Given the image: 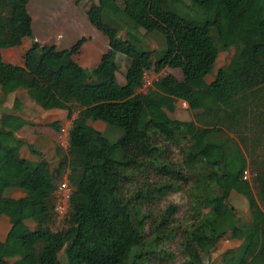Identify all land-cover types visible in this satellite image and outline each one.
Wrapping results in <instances>:
<instances>
[{
    "label": "trees",
    "instance_id": "trees-1",
    "mask_svg": "<svg viewBox=\"0 0 264 264\" xmlns=\"http://www.w3.org/2000/svg\"><path fill=\"white\" fill-rule=\"evenodd\" d=\"M116 1L92 0L86 9L89 23L108 42L97 66L87 69L74 59L85 36L69 48L42 44L32 33L29 0H0L1 93L21 89L41 106L56 100L80 107L67 132L66 155L56 151V170L67 169L71 191L66 226L55 231L49 224L60 178L31 145L35 160L20 154L25 141L16 131L26 121L9 112L0 114V218L8 219L6 238L14 244V253L32 264H61L60 252L64 264H170L175 254L168 245L179 235L182 264H187L201 262L196 239L216 242L229 234L240 243L223 252L222 264H264V160L251 180L243 179L253 163L247 159L248 150H254L250 145L264 142V42L249 40L246 32L259 0H226L228 17L214 24L197 13L190 32L183 31L189 20L172 8L184 0H123L125 12ZM206 1L184 5L193 10L191 5ZM4 8L10 13L8 21ZM121 12L131 27L161 33L165 47L143 49L121 38L120 29H127L118 20ZM258 31L264 38V15ZM25 37L32 41L22 54V65L5 62L1 50L20 45ZM231 47L235 52L229 65L207 81L219 52ZM117 53L126 56L122 82L117 78ZM166 67L179 68L182 78L167 73L145 93L137 92L145 71L158 73ZM176 99L195 111L194 122L161 121V107H172ZM139 102L147 114L143 122ZM19 106L14 98L13 107ZM95 121L140 135L141 146L128 154L120 140L93 126ZM185 139L182 163L176 162L172 148L180 150ZM209 146L219 150L220 159L202 155ZM184 184L190 186L186 219L191 222L179 231L177 204L158 215L150 207ZM10 190L23 195H3ZM232 191L247 200L250 216L245 222L239 223L229 203ZM27 220L36 223L34 229ZM0 264L8 263L0 256Z\"/></svg>",
    "mask_w": 264,
    "mask_h": 264
},
{
    "label": "rangeland",
    "instance_id": "rangeland-1",
    "mask_svg": "<svg viewBox=\"0 0 264 264\" xmlns=\"http://www.w3.org/2000/svg\"><path fill=\"white\" fill-rule=\"evenodd\" d=\"M76 2V0H30L27 9L32 18V29L34 34L39 37V42L42 44H55L57 48H69L73 45L79 38L82 36L86 37V41L82 44L79 55L74 56V59L82 66L87 69L94 68L99 63L101 55L108 50V42L107 38L100 31L96 30L88 21L86 11L80 9V13L77 12L78 18L76 16V20L72 22V26L68 29H62L60 26V21L67 18L70 15L71 4L72 2ZM122 6H126L123 0H119ZM88 3V2H87ZM89 4V3H88ZM184 4H190V0H184ZM184 4H176L172 6L173 10L178 14L184 16L189 21L185 24L187 29H190L193 24L191 22L198 21L196 18L198 17L197 13H203L205 17H207L212 24L216 21L225 20L228 17L226 0H207L205 3L201 4V6L194 7L191 5L192 9H189ZM199 7V9H198ZM82 10V11H81ZM264 15V0H259L257 5L255 14L251 20V23L246 30L247 36L249 40H259L264 42V38L258 31L259 23ZM193 18V19H192ZM185 30V28H184ZM186 31V30H185ZM156 32V31H155ZM160 35L162 39L163 45H159L157 48L153 49L156 51H160L165 47L164 36L156 32ZM63 35V37H62ZM149 35V34H146ZM163 36V37H162ZM138 42L141 45L139 48H146L152 50L146 44L148 43V38L139 35ZM29 38H25L28 41ZM16 48V47H15ZM17 49V48H16ZM235 52V48L231 47L227 50H221L216 59V63L213 69V72L206 77V80L212 79L215 73L219 68H226L230 59L232 58ZM5 54V52H4ZM123 57H126L124 54H120ZM121 57V56H120ZM117 59V58H116ZM5 60V57H4ZM126 60V59H125ZM125 60L119 58L116 60L118 64V72L117 77L120 82L123 80V66L125 65ZM14 64H22V52L14 56L13 60ZM166 73H179V70L175 68L166 67L160 73L155 71H145L143 76V81L145 79H149L150 81L156 80L163 74ZM153 76L154 79L151 78ZM139 91V89H138ZM14 98H18L20 101L19 108L15 109L13 107ZM182 107L179 105V108ZM79 106L75 103H63L60 101H50L46 103L44 106L36 104L32 101L26 94L24 90H17L8 95H4L0 90V114L1 112H9L12 114H16L21 116L26 123L16 131L17 135L25 141L26 148L25 150L20 152L22 156H29L30 158H37V156L30 152L28 147V141H40L45 140L47 138V142H51L49 145L51 147V155L45 151L43 153L37 148L34 144H30L35 150H38L42 153L44 158L49 162L50 169L53 171L55 175H57L60 179L66 175L68 172L67 169H63L60 172L57 171V166L59 162V157H57L54 152L55 150L60 151L62 155H66L67 151V132L69 127L71 126L72 120L76 117ZM138 108L141 114V120L147 117L145 108L141 102L138 104ZM182 110V109H181ZM188 117L194 119V110H187ZM174 110L166 109L163 114H160L161 121L164 122L165 117L175 116ZM182 117L183 116H179ZM187 117V114L186 116ZM94 126L104 132L111 140H120L123 146V149L128 153H134L142 143L141 136L138 134H129L122 133L120 130L115 128L108 127L105 123L94 122ZM164 128H167L166 124L162 123ZM230 131L229 135L233 136L230 128H225ZM188 139L183 140L180 150L176 148H172L171 157L176 162H181L183 159V147L185 142ZM263 144H259L258 142L250 145V147H254V150H248L247 159L253 160V163L247 165V169L250 173L249 178L254 175L256 171L261 170L262 161L264 160V142ZM36 147V148H35ZM213 147H207L202 151V155L209 160H218L220 159L219 150L214 147L216 150L215 155L212 154ZM247 152V151H246ZM215 157L214 159L211 158ZM57 177V178H58ZM59 179V180H60ZM58 180V181H59ZM189 184L183 185L179 192L171 193L166 196L158 205L154 207H150L154 215L160 214L165 207L169 204H177L179 209L175 215L176 225H180L181 228L185 225H188L191 221L187 220L186 217L189 213V201L190 197L188 195ZM253 192L257 196L258 189L253 186ZM3 195L19 197L23 195V192L19 190H10L3 192ZM55 197V193L53 194ZM240 197H244L241 194H238L232 191V195L229 196V203L232 206H238V211L236 209L238 218L241 222H245L249 219V217L245 220L246 214L242 211L240 207L239 199ZM258 197V196H257ZM243 202V200H242ZM247 202V201H246ZM53 203H57L56 197L53 200ZM67 204V203H65ZM236 204V205H235ZM110 208V207H108ZM264 210V206H261ZM68 209V204L66 207V211ZM64 208L61 209L63 211ZM65 211V212H66ZM55 214L53 215V219L50 222L49 226L52 230H59L61 228H65L66 223L64 219V213H58L54 210ZM66 215V214H65ZM8 220L6 216H2L0 218V256L8 263V264H32L31 259L23 258L21 255L14 253V244L7 240L6 233L8 231ZM26 225L30 229H34L36 223L33 220H27ZM148 227V226H147ZM179 235L176 237L174 243L169 244V248L174 252L175 258L170 264H182L185 260L184 255L181 252L179 247ZM240 241L233 239L227 234L226 236L221 237L218 241H204L200 238L195 240V247L199 257L201 258V262L187 261V264H222V255L226 250H235L239 245ZM59 258L61 259V264H64L63 253L60 252Z\"/></svg>",
    "mask_w": 264,
    "mask_h": 264
},
{
    "label": "crops",
    "instance_id": "crops-1",
    "mask_svg": "<svg viewBox=\"0 0 264 264\" xmlns=\"http://www.w3.org/2000/svg\"><path fill=\"white\" fill-rule=\"evenodd\" d=\"M30 1V0H29ZM71 0H69V2H70ZM89 4H88V3ZM124 2V1H123ZM29 3V2H28ZM116 3H117V5L119 6V8H120V10L122 11V12H125L126 10H127V8H128V5L125 3V5L126 6H122L121 4H120V2H119V0H117L116 1ZM92 4V0H76V2L74 1V2H72V4L70 5L71 6V11H70V15L67 17V18H65V19H63V20H61L60 21V26H62V29L64 30H66V29H68L69 27H71L72 26V22H74L77 18H78V15H79V13H80V9H83V10H85L86 11V9L90 6ZM28 5V4H27ZM28 10V9H27ZM82 11V10H81ZM77 12H79L78 14H77ZM121 12V13H122ZM76 16H77V18H76ZM3 17L5 18V20H9V18H10V13H9V11H8V9L7 8H4V10H3ZM118 17V20H120L121 21V27L124 25L127 29L125 30H121L120 29V31H119V35L121 36V38H123V39H128V40H131L132 42H134L136 45H141L139 42H138V40H139V35H142L143 37H146L147 36V40H148V43L146 44L148 47H150L151 49H155V48H157L159 45H163V41H162V39H161V37H160V35L158 34V33H156L155 31H153V32H146L144 29H142V28H139V29H135V28H133V27H131L130 26V24H129V21H128V19L124 16V14L122 13L121 15H119V16H117ZM184 28H185V30H184ZM192 28H193V26L190 28V29H187L186 28V25H184V27H183V31H185V32H190L191 30H192ZM97 30V29H96ZM32 33H33V36H34V39L35 40H37L38 42H39V37H37L35 34H34V32H33V29H32ZM146 34H149V35H146ZM62 37H63V35H62ZM163 37V36H162ZM25 38H29L28 39V41H26L25 40ZM25 38H23V40H22V43L20 44V45H18V46H12V47H9V48H6V49H2L1 50V55H2V58H3V60H4V57H5V62H8V63H10V64H14L13 63V60H14V56H16L17 54H19V53H21L22 52V54H23V52L30 46V44H31V41H32V38H30V37H25ZM164 38V37H163ZM164 41H165V39H164ZM17 49H16V48ZM4 52H5V54H4ZM121 53H117L116 54V60H118L119 58H123L124 60H125V58L126 57H123L122 55H120ZM79 55V53L77 54V56ZM76 56V55H75ZM121 56V57H120ZM126 64H127V62H126V60H125V65L123 66V73H125V70H126ZM14 65H16V64H14ZM18 65H22V64H18ZM175 69H177V70H179V73H172L174 76H176L177 78H182V73H181V70L179 69V68H175ZM160 73V72H159ZM167 74V73H166ZM163 75H165V74H163ZM163 75H161V76H163ZM160 76V77H161ZM208 76V75H207ZM206 76V77H207ZM118 78V77H117ZM151 78L152 79H154L153 78V76H151ZM159 78V77H158ZM157 78V79H158ZM124 80V79H123ZM122 80V81H123ZM211 79H209V80H207V81H210ZM155 81V79L153 80V81H151V87L153 86V82ZM179 105L180 106H182V107H180L179 108ZM166 109H169V110H174L176 113H175V116H169L168 115V117H165V119L164 120H166V119H169V120H178V121H182V122H194V119L193 118H189L188 117V111L187 110H189L190 108L188 107V105H187V103L185 102V101H183L182 99H176L175 101H173L172 102V107H168V106H165V105H163L162 107H161V114H163V112H164V110H166ZM182 109V110H181ZM191 110V109H190ZM186 114H187V117H184V116H186ZM16 115V114H15ZM179 116H183V118L182 117H179ZM95 122H100V123H103V122H101V121H95ZM94 122H92V124H93ZM93 126H94V124H93ZM16 136L17 137H19L18 135H17V133H16ZM20 138V137H19ZM28 144L30 145V144H34V146L36 145L37 146V148L40 150V148H41V150L40 151H42L43 153H45V151L48 153V155H51L52 154V152H51V147L49 146L50 144H51V142H47V138L45 139V140H40L39 142L38 141H36L35 143H34V141H28ZM67 144H68V136H67ZM209 147H213V146H209ZM25 148H26V145L24 144L22 147H21V149H20V152L22 153V151L23 150H25ZM36 148V147H35ZM214 150H216L214 147L212 148V154L213 155H215V151ZM38 151V150H37ZM39 151V152H40ZM56 151L57 150H55V152H54V154L57 156V154H56ZM217 155H219L218 153H217ZM26 158H28V159H31V160H35L36 158H30L29 156H25ZM44 157V156H43ZM58 157V156H57ZM211 158L212 159H214L215 157H212L211 156ZM235 192V191H234ZM237 193V192H236ZM239 194V193H238ZM232 195V192L230 193V196ZM242 195V194H241ZM241 199H239V202H240V207H241V209H242V211L243 212H245V214H246V217H245V220L250 216V212H249V208H248V204H247V200H246V198L245 197H240ZM242 200H243V202H242ZM236 205V204H235ZM236 209L238 208V206L236 205V206H234ZM237 211H238V209H237ZM263 212V214H264V210L262 211ZM238 216H240V215H238ZM8 220V219H7ZM239 223H242L241 221H240V219H239ZM9 225V224H8ZM8 228H9V226H8Z\"/></svg>",
    "mask_w": 264,
    "mask_h": 264
},
{
    "label": "built area",
    "instance_id": "built-area-1",
    "mask_svg": "<svg viewBox=\"0 0 264 264\" xmlns=\"http://www.w3.org/2000/svg\"><path fill=\"white\" fill-rule=\"evenodd\" d=\"M151 85V81L149 79L144 78V82L142 83L141 87L139 88L140 92H145L147 88ZM243 178L248 179L249 178V172L247 169L244 170L243 172ZM70 191L71 187L69 184V180L67 177V173L65 176H63L58 182H57V187L55 190V197L57 203L54 204V210L58 213H63L66 211V207L68 204L69 208V198H70ZM54 197V199H55ZM67 203V204H65ZM64 208L63 211L61 209ZM68 211V209H67ZM67 211L64 213V215L67 213Z\"/></svg>",
    "mask_w": 264,
    "mask_h": 264
},
{
    "label": "clouds",
    "instance_id": "clouds-1",
    "mask_svg": "<svg viewBox=\"0 0 264 264\" xmlns=\"http://www.w3.org/2000/svg\"><path fill=\"white\" fill-rule=\"evenodd\" d=\"M142 83H143V82H142ZM141 85H142V84H141ZM140 87H141V86H140ZM140 87H139V88H140ZM149 87H151V85H150ZM149 87H148V88H149ZM139 88H138V89H139ZM148 88H147V90H148ZM138 89H137V92H138V93H145V92L147 91V90H146L145 92H140V91H138ZM67 148H68V144H67ZM246 169H247V168H246ZM247 170H248V169H247ZM248 172H249V171H248ZM67 174H68V173H67ZM249 175H250V173H249ZM243 179H244V178H243ZM249 179H250V178L245 179V180H249ZM56 184H57V183H56Z\"/></svg>",
    "mask_w": 264,
    "mask_h": 264
}]
</instances>
